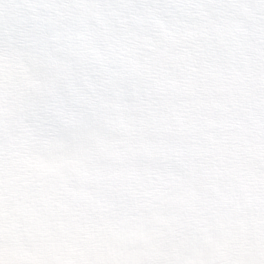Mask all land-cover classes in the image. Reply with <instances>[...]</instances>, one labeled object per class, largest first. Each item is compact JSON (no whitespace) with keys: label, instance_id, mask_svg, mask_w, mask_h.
Returning a JSON list of instances; mask_svg holds the SVG:
<instances>
[{"label":"clouds","instance_id":"clouds-1","mask_svg":"<svg viewBox=\"0 0 264 264\" xmlns=\"http://www.w3.org/2000/svg\"><path fill=\"white\" fill-rule=\"evenodd\" d=\"M0 264H264V0H0Z\"/></svg>","mask_w":264,"mask_h":264}]
</instances>
